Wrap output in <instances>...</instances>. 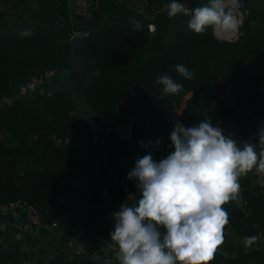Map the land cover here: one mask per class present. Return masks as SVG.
Here are the masks:
<instances>
[{
    "label": "trees",
    "instance_id": "1",
    "mask_svg": "<svg viewBox=\"0 0 264 264\" xmlns=\"http://www.w3.org/2000/svg\"><path fill=\"white\" fill-rule=\"evenodd\" d=\"M170 2L90 0L80 30L72 0H0V207L23 199L44 225L74 223L85 234L100 236L122 203L131 206L139 198L128 173L137 158L149 154L145 146L159 140L163 159L174 150L170 133L176 120L187 127L210 120L228 136L241 111L257 154L264 151L258 137L264 128V0H240L245 18L234 41L217 37L211 28L195 34L183 15L169 19ZM179 2L194 8L207 0ZM132 19L140 21L139 30ZM152 23L158 25L153 37ZM25 30L31 35H21ZM81 32L88 35L99 73L85 96L100 133L72 115L71 94L13 100L17 88L34 77L66 72L71 39ZM177 64L194 79L180 76ZM165 74L181 83L182 91L164 94L155 81ZM228 89L237 98L232 105L222 98ZM188 94L184 109L171 120L164 106L178 112ZM131 121V139L124 141L115 127ZM239 183V199L223 206L228 223L210 264H264V252L244 242L255 229L264 238V185L247 176ZM113 230L112 219L108 238L115 247ZM0 264H27V256L0 246Z\"/></svg>",
    "mask_w": 264,
    "mask_h": 264
},
{
    "label": "clouds",
    "instance_id": "2",
    "mask_svg": "<svg viewBox=\"0 0 264 264\" xmlns=\"http://www.w3.org/2000/svg\"><path fill=\"white\" fill-rule=\"evenodd\" d=\"M239 7L240 0H207L194 8L171 0L166 10L169 19L187 17V27L195 34L209 28L228 34L239 32L241 20L235 14ZM131 23L135 30L142 27L140 21ZM21 35L31 33L25 30ZM175 71L194 79L183 64H177ZM155 83L166 95L183 89L167 74ZM258 137L264 149V128ZM170 141L174 150L166 158L157 162L145 154L128 173V179L136 181L139 198L131 206L122 203L112 214L110 237L118 264H210L228 223L229 213L223 206L239 199L240 177L253 168L264 173V151L258 155L252 142L240 147L210 120L192 127L175 122ZM257 239L246 236L244 242L250 246Z\"/></svg>",
    "mask_w": 264,
    "mask_h": 264
},
{
    "label": "crops",
    "instance_id": "3",
    "mask_svg": "<svg viewBox=\"0 0 264 264\" xmlns=\"http://www.w3.org/2000/svg\"><path fill=\"white\" fill-rule=\"evenodd\" d=\"M89 2L90 0H86V10ZM72 3L76 9L78 0H72ZM215 34L219 37L217 33ZM239 35L240 32L228 33L226 38L222 39L233 37L232 40L234 41L239 38ZM65 73H63L62 77ZM61 78L51 85V88L56 86ZM189 97L190 94L185 97L178 112H176L177 114L182 112L185 101ZM238 117L239 125L232 129L228 136L238 141L239 146L243 147L244 142H251V129L241 111H238ZM3 136L4 134L1 133L0 139ZM145 148L148 149L147 151L157 162L163 159V156L151 143L146 145ZM245 176L264 185V178L259 177L255 168ZM16 215L22 216L18 212H5L0 207V246L24 252L27 256V264H81L65 258V255L77 253V251L81 252L80 257L88 260V264H118L116 259L117 248L109 242L108 238V232L112 224L111 216L109 217L108 226L102 235L96 236L94 234L93 236H88L79 224L74 223L52 224L41 227H30L25 223L23 228H18L16 226ZM254 236L258 237V239L251 247V250L264 252V238L256 229ZM106 258L111 259V262H106Z\"/></svg>",
    "mask_w": 264,
    "mask_h": 264
},
{
    "label": "water",
    "instance_id": "4",
    "mask_svg": "<svg viewBox=\"0 0 264 264\" xmlns=\"http://www.w3.org/2000/svg\"><path fill=\"white\" fill-rule=\"evenodd\" d=\"M75 19L78 28L80 30H83L85 28L87 20L86 0H78ZM149 29L150 36L153 37L157 34L158 25L156 23H152L149 25ZM71 45L72 55L69 60L70 67L61 78L60 82L56 86L51 88V93L71 94L74 100V111L72 112V115L86 119L87 122L96 131V133H100L101 127L97 123L95 114L89 107L85 96V91L91 84L92 80L99 76V73L97 71L96 59L90 47L88 35L81 32L80 34L73 36L71 39ZM150 97L155 103L160 102L159 96L150 94ZM222 98L227 102L228 105H232L237 101V98L230 93L229 89L223 93ZM4 101L7 104H11L12 102L10 98H5ZM164 108L169 113L170 119L175 121L176 114L172 113L170 108L165 106ZM205 116L207 117V114H205ZM177 121L178 120H176L175 122ZM132 124L133 121H131L129 125L125 126L119 131V136L122 140L127 141L131 139ZM108 198L109 194L106 195V199ZM249 221L251 225L254 224L250 217ZM25 223L26 221L22 216L16 215V226L18 228H23ZM80 254V251H77V253H69L65 255V258H69L70 260L79 262L81 264H88V260L80 257Z\"/></svg>",
    "mask_w": 264,
    "mask_h": 264
},
{
    "label": "built area",
    "instance_id": "5",
    "mask_svg": "<svg viewBox=\"0 0 264 264\" xmlns=\"http://www.w3.org/2000/svg\"><path fill=\"white\" fill-rule=\"evenodd\" d=\"M235 14L241 20V24H242L244 20L243 19L244 13L241 7L235 10ZM217 34L219 37H221V39L226 38L227 36V34H224V33H217ZM232 38L233 37H228L227 40H232ZM62 75H63V72L53 70V71L45 72L40 77H34L30 81L26 82L25 84L17 88L16 97L26 98V97H31L36 94H51V85L55 84L62 77ZM173 111L176 112V110H173ZM124 127L125 126H117L115 127V129L119 133V131L123 129ZM151 144L154 145L156 149L159 151V153L161 154L162 147H160L154 142H152ZM258 174H259V177L264 178V173H258ZM1 208L5 212L20 213L25 219L27 226H30V227L46 226L42 223L41 216L38 210L28 201H25L23 199H17L15 201L10 202L7 205L1 206ZM93 235L94 234H88V236H93ZM105 261L111 262V259L106 258Z\"/></svg>",
    "mask_w": 264,
    "mask_h": 264
},
{
    "label": "rangeland",
    "instance_id": "6",
    "mask_svg": "<svg viewBox=\"0 0 264 264\" xmlns=\"http://www.w3.org/2000/svg\"><path fill=\"white\" fill-rule=\"evenodd\" d=\"M7 98H8V97H7ZM18 99H23V98H20V97H14V98H13V100H18ZM171 112L175 114V112H174L173 110H171ZM171 112H170V113H171ZM176 112H177V111H176ZM172 113H171V114H172Z\"/></svg>",
    "mask_w": 264,
    "mask_h": 264
}]
</instances>
